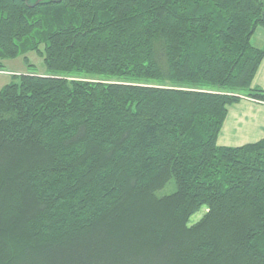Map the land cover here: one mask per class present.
<instances>
[{
	"label": "trees",
	"instance_id": "1",
	"mask_svg": "<svg viewBox=\"0 0 264 264\" xmlns=\"http://www.w3.org/2000/svg\"><path fill=\"white\" fill-rule=\"evenodd\" d=\"M38 1L0 0V71L46 68L0 91V264H264V140L217 144L264 0Z\"/></svg>",
	"mask_w": 264,
	"mask_h": 264
},
{
	"label": "crops",
	"instance_id": "2",
	"mask_svg": "<svg viewBox=\"0 0 264 264\" xmlns=\"http://www.w3.org/2000/svg\"><path fill=\"white\" fill-rule=\"evenodd\" d=\"M251 43L255 48L264 50V29H256ZM13 74L15 72H12L11 75ZM0 75H8V73H0ZM253 87L264 91V58L254 78ZM262 140H264V103L250 98H242L239 103L230 106L218 138V146L238 148Z\"/></svg>",
	"mask_w": 264,
	"mask_h": 264
},
{
	"label": "rangeland",
	"instance_id": "3",
	"mask_svg": "<svg viewBox=\"0 0 264 264\" xmlns=\"http://www.w3.org/2000/svg\"><path fill=\"white\" fill-rule=\"evenodd\" d=\"M254 45H256L255 42H253ZM29 64L33 67H27L26 63L23 61V58H18L15 60L5 61L4 62V71H0V73H8V75H0V91L13 80L12 72H15V74H25L27 72L30 73H36V74H45L46 68L44 66L43 59H41L36 53H29L27 55ZM176 191V185L172 181L170 182L163 190L159 191L157 193L158 197H165L172 195ZM206 210L203 209L201 212L193 216L190 220V224L193 225L197 222H199Z\"/></svg>",
	"mask_w": 264,
	"mask_h": 264
},
{
	"label": "water",
	"instance_id": "4",
	"mask_svg": "<svg viewBox=\"0 0 264 264\" xmlns=\"http://www.w3.org/2000/svg\"><path fill=\"white\" fill-rule=\"evenodd\" d=\"M26 1H28V0H26ZM40 1V0H39ZM39 1L36 3V4H38L39 3Z\"/></svg>",
	"mask_w": 264,
	"mask_h": 264
}]
</instances>
